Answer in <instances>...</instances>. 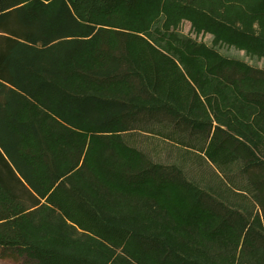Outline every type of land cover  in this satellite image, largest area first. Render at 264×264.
I'll list each match as a JSON object with an SVG mask.
<instances>
[{"label": "trees", "instance_id": "obj_1", "mask_svg": "<svg viewBox=\"0 0 264 264\" xmlns=\"http://www.w3.org/2000/svg\"><path fill=\"white\" fill-rule=\"evenodd\" d=\"M216 46L264 58V0H0V260L264 264V69ZM157 127L257 211L129 144Z\"/></svg>", "mask_w": 264, "mask_h": 264}, {"label": "rangeland", "instance_id": "obj_2", "mask_svg": "<svg viewBox=\"0 0 264 264\" xmlns=\"http://www.w3.org/2000/svg\"><path fill=\"white\" fill-rule=\"evenodd\" d=\"M178 32L199 43L213 47L212 35H197L192 31L191 24L187 21L182 22ZM214 48L224 57L242 61L255 68L264 69V58L253 57L247 55L245 51H239L228 46H216ZM156 129H159L160 133L137 130L128 134L127 140L131 146L145 153L154 162L180 167L188 180L206 189L229 206L237 207L240 211L242 206L254 212L257 211V205L253 197L250 194L242 195L245 193H241V186H244L245 178L241 175L240 164H234L232 169L227 172L230 175L229 180L226 179V183L225 179L223 180L226 174L219 171L207 159L194 151L186 150L165 139L161 133H168L169 128L163 127L160 129V127H157ZM188 143L190 146L198 148L204 145V139L193 138ZM25 260L26 258H19L16 259L15 263L12 260H0V264H27L26 261L28 260Z\"/></svg>", "mask_w": 264, "mask_h": 264}]
</instances>
